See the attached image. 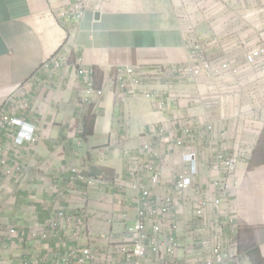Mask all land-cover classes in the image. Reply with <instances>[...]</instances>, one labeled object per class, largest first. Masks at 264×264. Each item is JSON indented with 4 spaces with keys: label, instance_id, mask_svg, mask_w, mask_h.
<instances>
[{
    "label": "crops",
    "instance_id": "0c3cea01",
    "mask_svg": "<svg viewBox=\"0 0 264 264\" xmlns=\"http://www.w3.org/2000/svg\"><path fill=\"white\" fill-rule=\"evenodd\" d=\"M81 1L86 4L83 15L73 22L58 16L70 0H0V110L25 84L29 105L16 114L37 127L35 140L18 146L5 141L0 224L17 233L6 239L7 248L0 246V264H20L23 253L52 264L75 247L92 250L87 264H132L120 246L130 241L128 231L136 225L138 192L131 188L129 173L133 156L146 141L158 146L163 181L170 182L183 162L158 130L165 128L173 140L182 137L189 117L208 121L206 82L159 71L186 63L195 40L180 19L177 0ZM63 47L70 55L68 64L40 71ZM124 66L141 73L135 93L120 92L112 82L116 68ZM90 70L92 90L86 80ZM156 93L157 99L146 96ZM220 100L217 113L239 108L231 105L235 98ZM161 103L164 108L158 107ZM86 119L91 133L84 136ZM199 142L196 149L202 152ZM79 174L102 177L103 183L90 188ZM259 185H250L247 199L240 202L242 264H258L254 255H264V228L257 226L264 224V188ZM181 208L178 203L177 216L185 219L189 212ZM59 210L80 222L65 226L60 238L33 240L30 230ZM183 251L177 264L185 263Z\"/></svg>",
    "mask_w": 264,
    "mask_h": 264
},
{
    "label": "built area",
    "instance_id": "2783aa9c",
    "mask_svg": "<svg viewBox=\"0 0 264 264\" xmlns=\"http://www.w3.org/2000/svg\"><path fill=\"white\" fill-rule=\"evenodd\" d=\"M85 7L81 0H70L68 9L58 16L77 22ZM69 59L63 47L39 69L63 67ZM159 71H171L185 81L206 82L210 98L205 104L204 116L208 121L189 117L182 137L173 140L165 136V128L158 130V134L164 135L162 142L170 145L183 162L170 182L163 181V152L158 146L146 141L133 156L129 173L131 188L138 192L136 225L129 229L130 241L121 244L120 251L132 264H177V255L182 249L184 264H242L239 191L264 132V43L236 38L224 39L221 43L206 37L192 42L186 63ZM92 74L90 70L86 75L90 89ZM141 77L135 67H117L112 82L120 92L135 93L142 83ZM146 96L160 97L157 93ZM220 98L225 101L235 98L231 105L239 108L226 112L229 114L217 113ZM6 99V105L0 110V165L6 164V140L18 146L37 137L36 125L16 114L29 105L27 86L22 84ZM158 107L164 108V104ZM198 142L204 148L202 152L196 149ZM78 178L90 188L103 183L102 177L79 174ZM178 203L189 212L185 219L177 216ZM80 220L59 210L33 227L30 235L40 243L52 237L60 238L65 226ZM16 233V228L0 224L1 248H7L6 239ZM92 257L91 249L75 247L54 258L52 264H87ZM20 264H48V261L23 253Z\"/></svg>",
    "mask_w": 264,
    "mask_h": 264
},
{
    "label": "rangeland",
    "instance_id": "374dc122",
    "mask_svg": "<svg viewBox=\"0 0 264 264\" xmlns=\"http://www.w3.org/2000/svg\"><path fill=\"white\" fill-rule=\"evenodd\" d=\"M177 4L181 21L195 39L192 42L212 37L221 43L229 38L264 43V0H177ZM262 146L264 132L257 150ZM258 161L257 157L250 161L248 174L239 191V202L247 199L250 185L256 183L260 184L259 188H264V163ZM263 225L262 221L257 224L264 228ZM254 258L258 264H264L263 254L254 255Z\"/></svg>",
    "mask_w": 264,
    "mask_h": 264
},
{
    "label": "trees",
    "instance_id": "16d2710c",
    "mask_svg": "<svg viewBox=\"0 0 264 264\" xmlns=\"http://www.w3.org/2000/svg\"><path fill=\"white\" fill-rule=\"evenodd\" d=\"M85 121L86 122H85L84 132H83L84 136L85 135H89L91 133V130L89 129V124L87 122V119ZM261 152H263V153L261 154ZM256 157L259 158V160H260V161H258L259 164L264 163V146L260 147L259 151L256 149L255 155H254V157L251 160L255 159Z\"/></svg>",
    "mask_w": 264,
    "mask_h": 264
},
{
    "label": "water",
    "instance_id": "95a60500",
    "mask_svg": "<svg viewBox=\"0 0 264 264\" xmlns=\"http://www.w3.org/2000/svg\"><path fill=\"white\" fill-rule=\"evenodd\" d=\"M99 16H100V13H99V12H96V13H95V17H96V18H99Z\"/></svg>",
    "mask_w": 264,
    "mask_h": 264
}]
</instances>
